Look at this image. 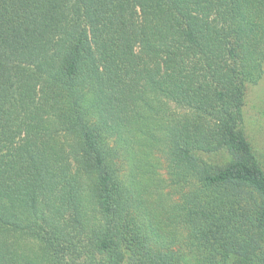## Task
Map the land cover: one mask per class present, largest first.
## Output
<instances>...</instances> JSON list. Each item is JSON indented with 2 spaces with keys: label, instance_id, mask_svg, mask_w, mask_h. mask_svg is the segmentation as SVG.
<instances>
[{
  "label": "trees",
  "instance_id": "16d2710c",
  "mask_svg": "<svg viewBox=\"0 0 264 264\" xmlns=\"http://www.w3.org/2000/svg\"><path fill=\"white\" fill-rule=\"evenodd\" d=\"M263 75L264 0H0V264H264Z\"/></svg>",
  "mask_w": 264,
  "mask_h": 264
},
{
  "label": "rangeland",
  "instance_id": "374dc122",
  "mask_svg": "<svg viewBox=\"0 0 264 264\" xmlns=\"http://www.w3.org/2000/svg\"><path fill=\"white\" fill-rule=\"evenodd\" d=\"M248 90L244 107L245 126L251 142L264 162V75L257 85L250 86ZM22 243V251L36 249L32 244H27V241L22 240Z\"/></svg>",
  "mask_w": 264,
  "mask_h": 264
}]
</instances>
